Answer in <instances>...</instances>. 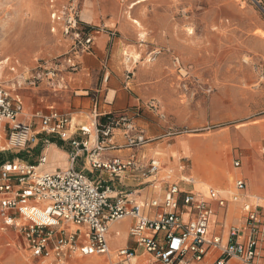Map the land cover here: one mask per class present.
<instances>
[{"label":"rangeland","instance_id":"rangeland-1","mask_svg":"<svg viewBox=\"0 0 264 264\" xmlns=\"http://www.w3.org/2000/svg\"><path fill=\"white\" fill-rule=\"evenodd\" d=\"M135 1L0 0V87L18 97L24 107L23 97L43 80L56 81L61 73H73L67 69L65 60L73 61L76 33H85L88 27L100 30L110 25L105 29L121 38L122 23L129 21L133 26L136 20L147 32L145 37L171 32L176 36V50L163 47L154 53L149 50L145 55L133 53L122 59L126 67L122 71L123 85L128 83V92L139 99L132 81L140 66L156 62L163 66L161 77L154 83L164 97L175 101L174 113L183 121L177 122L172 118L174 114L170 115L172 102L165 100L159 104L150 99L146 105L154 102L160 106V112L153 110L155 118L150 123L162 122L161 137L170 132L199 144L173 145L168 152L176 161L184 158L198 161L200 170L193 171L194 184L197 192L207 197L210 177L203 175L204 180L200 177L203 170L200 152L204 151L212 160L218 159L216 153L219 154L227 161L228 170H233L236 159L240 167L247 161L242 146L253 150L262 136L259 128L252 127H264V0H144L128 9ZM72 4L78 6L80 21L75 31L65 33L66 15ZM95 14L99 18L91 25L86 24L85 16ZM110 20V24L104 23ZM105 29V33L111 34ZM55 65L60 71L57 78L46 77ZM128 72L131 75L127 79ZM31 115V123L37 128L35 113ZM137 118L141 119V110ZM250 128L249 141H239L236 134ZM15 152L11 149L0 153V162L17 159ZM33 158L22 154L20 161ZM191 161L183 163L191 167ZM245 175L250 188L263 191L264 159L253 158ZM223 176L230 181L233 172L220 168L216 177L219 180ZM230 185L232 191L233 182ZM222 189L218 191L228 199L231 192L225 190V185ZM260 199L259 204L264 206V198ZM262 214L264 219V211ZM126 225L122 223L123 227ZM115 263L112 252L100 256L68 252L62 264ZM0 264H51V260L32 256L19 228L5 226L0 216Z\"/></svg>","mask_w":264,"mask_h":264},{"label":"built area","instance_id":"built-area-1","mask_svg":"<svg viewBox=\"0 0 264 264\" xmlns=\"http://www.w3.org/2000/svg\"><path fill=\"white\" fill-rule=\"evenodd\" d=\"M80 21L78 6L72 4L66 15L65 33L75 31ZM87 28L85 33H76L74 55L91 52L94 35L104 29ZM67 69L77 71L72 59L65 60ZM57 65L49 70L46 77L57 78ZM131 75L128 72V77ZM97 99L93 100V136L95 145L89 150L93 169H104L114 175L117 172L139 171L144 179L156 175L159 163L150 160L146 167L137 163L134 157L127 161L115 159L101 163L98 154L116 149H136L161 139H148L137 128L126 113L104 115L100 121L96 112ZM157 110L158 105L152 104ZM23 105L18 97H12L0 87V153L6 150L22 152L38 140L48 145L49 138L71 141L76 160L83 143L68 137L70 118L65 113L48 110L36 113L39 125L19 122ZM102 117V116H101ZM119 131L123 143L118 145L114 132ZM82 135H89L86 127L79 128ZM167 135L172 136V133ZM175 135V134H174ZM4 140V146L1 141ZM86 151V150H84ZM47 156L40 154L36 164H25L18 159L0 162V216L7 227L19 228L32 256L51 260V264H62L66 253L100 256L107 252L105 236L111 224L131 218L134 225L128 231L134 240L136 250L119 249L115 253L117 264H131L137 251L150 257L145 264H229L235 259L242 264H256L260 254L257 250L259 237L264 234V219L258 211L257 202L250 203L241 198L246 187L242 179L234 183L235 193L231 202L240 205V213L245 219L243 226H229L223 237L210 232L213 209L209 201L218 208L226 207L220 192L210 190L208 197L192 193H182L175 184H167L161 200L150 198L138 204L132 194H118L110 200L111 189L94 185L85 174L72 167L44 171ZM238 162L234 166H238ZM155 184V183H154ZM149 211L148 214H144ZM20 220L22 223L16 222ZM68 225L86 226L88 233L83 243L76 233H68Z\"/></svg>","mask_w":264,"mask_h":264},{"label":"crops","instance_id":"crops-1","mask_svg":"<svg viewBox=\"0 0 264 264\" xmlns=\"http://www.w3.org/2000/svg\"><path fill=\"white\" fill-rule=\"evenodd\" d=\"M98 18L99 15L95 14L85 16L83 20L86 24L91 25L93 21ZM110 22L111 20L104 21L105 24H110ZM122 24L124 26V31L120 32L122 33L121 38L115 37L116 35L112 30H106L110 25L103 27L104 29L107 27L105 30L111 34L99 32L94 35L91 52H79L73 57V62L77 65L76 72L72 74L68 72L61 73L59 79L56 81L52 80L48 82L43 80L38 87L33 88L28 95L23 97L25 106L23 107V113L18 118L19 122L26 124L31 123V114H44L51 109L60 113H65L69 116L71 121L68 137L71 138L72 141L83 143L85 149L80 148L79 152L76 154V160L71 163V156L76 153V149L70 144L71 141L49 138L51 139L49 144L44 145L40 139V141L38 140L28 146L27 150L15 152L17 159L20 161V156L22 154H30V156L35 157V159L33 158L28 162L21 161L27 165L36 164L40 154H44L47 156V163L42 167V170L53 172L56 170H63L70 166L76 171L85 174L88 180L94 185L101 187L108 186L112 191L109 198L110 200H113L118 194H132V198L138 204L150 198L161 200L167 190V184L172 183L179 187L180 191L184 194L192 193L201 196V194L197 192V186L193 181V162L187 158L178 159L176 161L168 152L169 147L173 145L194 144L199 146V144H196L190 138L184 136L179 137L178 135L173 137L174 135L169 136L167 135L168 133L165 137H161V134L164 133L162 122L157 121L154 124L150 123V120L155 118L153 115L154 109H152L151 106L152 104H156L153 102L146 105L150 99H155L159 104H162V102L165 103V100L172 102L173 105L170 115H176L173 110L175 101L167 98V96L164 97L158 85L154 83L156 79L161 77L163 66L158 62L153 64L146 63L140 66L135 79L132 81L139 95V99L128 92V83L124 86L122 80V71L126 68L122 59L125 58V56L133 53L145 55L149 50H153L151 53H154L163 47L168 50H176V36L171 34V32H163L156 37L148 35L142 38L139 32L131 25V22L124 21ZM56 85L59 88H54ZM95 98L97 99L96 112L99 119L104 115L126 113L128 117L133 120L135 126L143 132L146 138L155 139L161 137V139L150 142L140 148L132 150L116 149L114 151L102 152L98 154V161L105 163L118 159L124 162L134 157L137 163L146 167L149 161L153 159L159 163L160 167V171L156 175L144 179L139 171L117 172L111 175L110 172L104 169L92 168L89 150L95 145L96 139L93 136L92 120L94 111L93 100H95ZM140 110L141 119H138L137 117ZM157 110L160 112V106H158ZM174 115L172 118L177 122L183 121L179 114L176 116ZM140 122L142 125H140ZM81 127H86L90 131V134L82 135L79 132V128ZM252 128H259L262 136L257 139V147L253 150L249 148V146L245 147L240 145L247 153V157H245L247 161L241 167L240 164L236 167L234 166L236 161L239 163L236 159L233 163L234 169L228 170L227 161H225V158L219 156V154L216 153L218 159L212 160L210 157L206 156L204 151L200 152L201 169H203L200 172V177L203 180V175H208L210 177L207 197L210 190L217 192H220L218 190H224L222 189V185L226 186L225 190L229 189L231 192L227 195L229 197H227L228 199L223 198L220 194V198L227 203L224 208H218L217 203L209 201L213 209V215L210 219V232L213 235L223 237L224 240L229 226H243L245 221L240 213V205L231 202V194L235 193V181L237 179H242L246 185L241 196L243 200L254 203V196L264 198V190L259 191L255 188H250L249 185H247L245 177L246 171L250 168L253 158L264 159V148L260 150L261 141L264 140V127L254 126ZM252 128L244 131L242 134L237 133L236 137L239 141H249L247 136H249V132ZM113 137V141L118 145L123 143L119 131H115ZM2 143H4V140L1 141V144ZM212 151L215 153L214 150ZM184 160H186V162L191 161V167L183 163ZM220 168H224V170L228 172H233L232 180H218L216 176ZM230 182H233L232 191L231 188H229L231 186ZM212 185L217 186L219 189ZM258 205V211L263 218L262 212L264 211V206ZM148 212L145 211L144 214H148ZM237 213H239V215L235 218V214L237 215ZM123 222L127 223L126 227L122 226ZM132 225H134L133 220L131 218H125L111 224L107 231L105 236L107 252L102 255L112 252V256L116 260L115 264L119 261L115 256L117 250H136L135 242L128 234ZM68 233H76L78 241L83 243L87 236L88 228L86 226L75 227L73 225H68ZM260 236L261 238L257 245L260 258H258L256 264H264V234ZM136 253L135 258L131 260V264H145L150 260V257L143 254L141 251H137ZM208 258L209 257H206L202 264H207L209 262ZM229 264L241 263L235 259H231Z\"/></svg>","mask_w":264,"mask_h":264},{"label":"bare ground","instance_id":"bare-ground-1","mask_svg":"<svg viewBox=\"0 0 264 264\" xmlns=\"http://www.w3.org/2000/svg\"><path fill=\"white\" fill-rule=\"evenodd\" d=\"M124 1H126V0H124ZM143 1H144V0H137V1L133 2V3L128 7V9H131L133 6H135L136 4H139V3L143 2ZM133 26H134L135 29H137V32H139L140 36H141L142 38H144L147 32H144V31L142 30V26H141V24H140L138 21L133 20ZM0 64H2V63H0ZM12 70L15 71V68H12ZM193 166H194L193 169H195L196 171H197V170H200V169H199V165H198V161H197V160H193ZM222 179H227V177H226V176H223ZM193 181H194V179H193ZM201 196H203V195H201ZM203 197L206 198L205 196H203ZM254 199H255V202H257V203L259 204V201H260L261 199H260V198H256V197H255ZM254 199H253V200H254Z\"/></svg>","mask_w":264,"mask_h":264},{"label":"trees","instance_id":"trees-1","mask_svg":"<svg viewBox=\"0 0 264 264\" xmlns=\"http://www.w3.org/2000/svg\"><path fill=\"white\" fill-rule=\"evenodd\" d=\"M104 119H105V117L102 116L99 120H100V121H103Z\"/></svg>","mask_w":264,"mask_h":264}]
</instances>
